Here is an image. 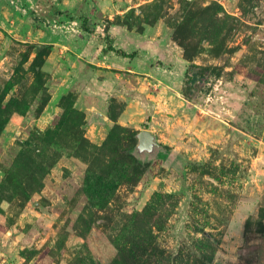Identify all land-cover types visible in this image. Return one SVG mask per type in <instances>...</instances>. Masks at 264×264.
I'll use <instances>...</instances> for the list:
<instances>
[{
    "label": "rangeland",
    "instance_id": "1",
    "mask_svg": "<svg viewBox=\"0 0 264 264\" xmlns=\"http://www.w3.org/2000/svg\"><path fill=\"white\" fill-rule=\"evenodd\" d=\"M0 264H264V0H0Z\"/></svg>",
    "mask_w": 264,
    "mask_h": 264
},
{
    "label": "water",
    "instance_id": "2",
    "mask_svg": "<svg viewBox=\"0 0 264 264\" xmlns=\"http://www.w3.org/2000/svg\"><path fill=\"white\" fill-rule=\"evenodd\" d=\"M138 143L133 154L138 159L157 158L163 156V146L158 142L157 136L150 130H143L137 134Z\"/></svg>",
    "mask_w": 264,
    "mask_h": 264
},
{
    "label": "trees",
    "instance_id": "3",
    "mask_svg": "<svg viewBox=\"0 0 264 264\" xmlns=\"http://www.w3.org/2000/svg\"><path fill=\"white\" fill-rule=\"evenodd\" d=\"M119 53H121L122 55H124V56H126V57H134L135 56V54L136 53H133V54H127V53H125L124 51H122V50H119L118 51ZM213 73H215V74H217V76H220L221 75V73L220 72H218L217 71V69H213ZM203 75H204V73H203V69H200V71H198V72H195L194 74H193V77L191 78V79H189L188 81V83H193V82H198L199 81V79L200 78H202L203 77ZM135 161H136V159L135 158H133ZM139 168L141 169V171H142V167H140L139 166ZM139 169V170H140ZM137 171V172H141V171Z\"/></svg>",
    "mask_w": 264,
    "mask_h": 264
}]
</instances>
